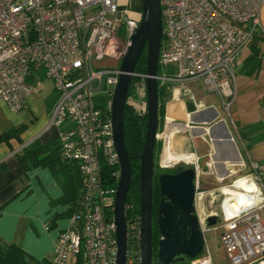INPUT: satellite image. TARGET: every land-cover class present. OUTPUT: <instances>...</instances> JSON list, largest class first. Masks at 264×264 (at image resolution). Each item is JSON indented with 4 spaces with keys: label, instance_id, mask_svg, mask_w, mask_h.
Wrapping results in <instances>:
<instances>
[{
    "label": "built area",
    "instance_id": "2783aa9c",
    "mask_svg": "<svg viewBox=\"0 0 264 264\" xmlns=\"http://www.w3.org/2000/svg\"><path fill=\"white\" fill-rule=\"evenodd\" d=\"M159 1L158 67L173 63L176 69L173 75L158 77L201 78L208 90L221 96L228 111L235 94L234 59L261 28L263 0ZM139 22L140 14L121 7L120 0H0V100L20 110L27 97L37 93L41 78H52L56 100L49 121L59 126L60 155L75 160L82 175L69 224L59 232L46 264L116 263V186L102 182L100 166L102 159L118 164L119 178L111 103L121 69L120 64L98 66L93 61L111 56L121 62ZM146 75L134 69L132 80L139 82ZM158 163L161 167L178 164L162 158ZM195 170L196 201L206 190L200 188ZM240 178L252 186L242 185ZM217 188L223 193L218 224L228 259L232 264H249L263 258L264 160L250 158L248 174ZM226 193L236 197L238 206L226 207L230 201ZM198 217L205 229L204 216ZM126 222V264H141L139 214ZM186 264H213L205 243Z\"/></svg>",
    "mask_w": 264,
    "mask_h": 264
},
{
    "label": "crops",
    "instance_id": "0c3cea01",
    "mask_svg": "<svg viewBox=\"0 0 264 264\" xmlns=\"http://www.w3.org/2000/svg\"><path fill=\"white\" fill-rule=\"evenodd\" d=\"M120 5L132 14L141 11V0H120ZM260 21L259 34L264 35V0ZM253 46L260 48L259 63L256 55L249 59ZM171 64L158 74L173 75L176 65ZM233 69L235 94L228 111L222 107L221 96L208 90L201 78H158L164 88L158 112V160L193 166L203 181L220 185L248 174L250 158L264 160V41L243 47ZM40 89L18 111L0 100V130L23 124L17 137L0 141V244L14 242L37 264H46L59 232L66 227L70 202L62 201L61 183L48 165L25 167L16 154L33 139L57 140L59 126L44 130L55 100L47 103ZM167 151L176 156L167 158ZM238 182L247 185L242 179ZM214 189L205 190L212 195L210 204L217 200L219 205L212 210L220 214L223 193L219 188L216 194ZM228 197L226 193L227 203H236L237 199Z\"/></svg>",
    "mask_w": 264,
    "mask_h": 264
},
{
    "label": "water",
    "instance_id": "95a60500",
    "mask_svg": "<svg viewBox=\"0 0 264 264\" xmlns=\"http://www.w3.org/2000/svg\"><path fill=\"white\" fill-rule=\"evenodd\" d=\"M162 41V21L159 0H141L140 22L132 33L124 52L118 81L111 103L113 143L119 159V178L113 201V216L117 238L115 264H126L127 222L126 196L131 183L132 169L125 143L123 118L132 71L142 51L146 60V113L144 142L139 154V254L141 264L153 261V174L154 152L158 128V57ZM196 170L186 166L177 171H162L158 175L159 196L156 220L159 238L155 261L176 264L198 254L204 246V228L195 207ZM205 228L220 223L219 213L210 211L207 203ZM264 258V257H263ZM262 258L249 264H260Z\"/></svg>",
    "mask_w": 264,
    "mask_h": 264
},
{
    "label": "trees",
    "instance_id": "16d2710c",
    "mask_svg": "<svg viewBox=\"0 0 264 264\" xmlns=\"http://www.w3.org/2000/svg\"><path fill=\"white\" fill-rule=\"evenodd\" d=\"M258 40L264 41V35L259 34V29L256 30L251 42H257ZM253 54L249 56L253 58L257 57V63L260 62V48L253 46ZM254 57V58H256ZM136 70L146 71L145 51L143 50L139 56V59L135 66ZM157 72H161L158 70ZM135 83L137 87L135 93L128 91L127 100L124 108L123 127L125 135V143L129 152V159L132 169L131 183L126 196V209L125 216L127 220L135 219L139 214V154L142 151L144 142V131L147 124L146 113V90H145V78H142L137 82V79H133L131 83ZM161 84L158 81V112L162 107V96L164 95V88H161ZM130 88V87H129ZM22 125L13 126L6 130H0V141H9L12 136H18L19 131L22 129ZM158 147L157 160L155 162L154 152V165L158 168V171L153 178L155 187L156 203L158 202L159 187H158V175L163 170L177 171L180 168L186 167L184 164H177L172 167H160L158 165V156L160 145L156 140L155 147ZM59 138L53 139L48 142H40L37 139H33L25 143L16 154L20 162L25 167H31L33 165H48L54 176L61 183L63 193L61 195L62 201L70 202L69 215L74 209L77 198L79 197L82 189V175L78 169L77 162L73 159H66L60 155L59 150ZM156 151V148H155ZM101 174L102 182L106 185L116 186L118 182V176L116 172L118 170V164L111 165L104 159L101 160ZM108 212H111V205L107 208ZM157 224V223H156ZM159 233L157 227L153 228L152 244H153V257L155 258V248ZM38 262L34 258L30 257L26 251L14 242H5L0 244V264H37Z\"/></svg>",
    "mask_w": 264,
    "mask_h": 264
},
{
    "label": "rangeland",
    "instance_id": "374dc122",
    "mask_svg": "<svg viewBox=\"0 0 264 264\" xmlns=\"http://www.w3.org/2000/svg\"><path fill=\"white\" fill-rule=\"evenodd\" d=\"M137 14H140V12ZM122 35H123V32L121 31L120 36H122ZM93 63L95 65H98V66H115V65L120 64V60H118L114 57H111V56H106L100 60H94ZM170 66H174V65L171 64ZM159 70H161V71L166 70V65H159ZM38 86L41 88L40 92H41V94H43L45 96L47 103H51L54 100H56V92L54 91V88H53L54 82H53L52 78L46 77V76L42 77ZM129 89H130L131 94L136 92L137 87L135 86L134 82L130 84ZM14 111H18V110H14ZM263 116H264V114H263ZM49 119H50V117L48 118V121L46 122V124L44 126V130H46L47 132L51 131L50 128L53 129L52 126L57 127V125L54 124L53 122H50ZM155 148H156V151H155V162H156V160H157L156 155L158 152V147L156 146ZM170 152L171 151L166 152L167 158H168V155ZM172 155H173L172 158H174L176 156L173 153H172ZM188 157H189V155H188ZM154 166L156 168V165H154ZM199 181H200V188H202L204 190L212 188V190H213L214 187H216L214 189V191H216V194H218L219 190L217 187L220 184H217L216 182L206 183L200 177H199ZM242 185L245 186V184H242ZM205 197H206V200L210 203V199L212 198V195L205 193ZM201 200L202 199L197 198V204H198V207L200 209L202 208ZM217 205H219V204H217ZM65 219H66V226H67L69 224L70 217L67 216ZM221 228H222V226L218 225V226L211 228V229H208L204 232L205 245L208 246L210 249L213 264H232L230 262V260L228 259L227 255L224 251V248L222 246V243L220 241V229ZM130 249L131 250L133 249L132 246L130 247ZM186 262H187V259L182 260V261H178L176 264H186ZM152 264H161V263H157L155 261V258L153 257Z\"/></svg>",
    "mask_w": 264,
    "mask_h": 264
},
{
    "label": "flooded vegetation",
    "instance_id": "af4514ba",
    "mask_svg": "<svg viewBox=\"0 0 264 264\" xmlns=\"http://www.w3.org/2000/svg\"><path fill=\"white\" fill-rule=\"evenodd\" d=\"M158 163V162H157ZM178 164H180V163H178ZM158 165H159V163H158ZM177 165V164H176ZM176 165H174V166H176ZM160 166V165H159ZM173 166V167H174ZM161 167V166H160ZM172 167V166H171ZM158 171V168L156 167L155 168V166H154V174H153V178H155L156 176H155V174H156V172ZM163 171H169V170H163ZM173 172V171H172ZM155 187H156V185L153 183V217H152V219H153V228L154 227H157V220H156V215H157V213H156V206H157V203H156V195H155V193H156V191H155ZM207 191V190H206ZM206 193V192H205ZM205 193H204V196L202 197V198H200V199H202L201 200V205H202V208L200 209L199 207H198V204H197V200L195 201V207H196V212H197V215L199 216V215H201V216H205V214H206V206H205V203H207L208 205H209V207H210V211H213L212 210V207L213 206H217V204H218V202H217V200H215L214 202H213V204H210L207 200H206V197H205ZM208 194V193H207ZM205 225V224H204ZM158 238H159V236H158ZM156 249V248H155Z\"/></svg>",
    "mask_w": 264,
    "mask_h": 264
},
{
    "label": "bare ground",
    "instance_id": "6f19581e",
    "mask_svg": "<svg viewBox=\"0 0 264 264\" xmlns=\"http://www.w3.org/2000/svg\"><path fill=\"white\" fill-rule=\"evenodd\" d=\"M172 157H173V155H172V153H170V154L168 155V158H172ZM241 179L243 180V178H241ZM241 179H239V180H241ZM239 180H238V181H239ZM246 183H247V182H246ZM251 186H252L251 183H247V185H246L247 188H249V187H251ZM223 188H224L225 190L229 189L228 186H223ZM230 191H231V190H230ZM230 197H231V196L229 195L228 198L231 199ZM234 199H236V197H235ZM237 201H238V200H237ZM237 201H236L235 204H232L231 202L226 203V207H227V205H228V206H233V207L238 206V202H237ZM260 264H264V258L261 259Z\"/></svg>",
    "mask_w": 264,
    "mask_h": 264
}]
</instances>
